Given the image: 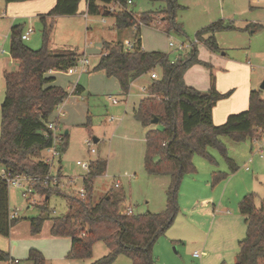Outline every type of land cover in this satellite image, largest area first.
Returning a JSON list of instances; mask_svg holds the SVG:
<instances>
[{"label": "rangeland", "instance_id": "1", "mask_svg": "<svg viewBox=\"0 0 264 264\" xmlns=\"http://www.w3.org/2000/svg\"><path fill=\"white\" fill-rule=\"evenodd\" d=\"M131 1L126 9L136 16L156 11L162 6L158 1ZM40 2L38 10H34L29 3H5L0 0V107L5 94L4 75L17 70V63L8 53L10 27L18 25L22 32L32 28L29 39L23 43L30 49H39L43 29L39 13H46L52 8L51 0ZM177 2L182 6L176 12L179 30L165 32L155 24L141 26L143 49L163 52L171 61L188 57L194 49L196 61L185 74L186 84L206 92L212 81L217 90L218 86L225 87L223 93L232 90L222 102H231L236 109L243 108L239 111L246 110L249 91L259 90L264 80V0ZM109 7L115 12L120 10L116 5ZM85 12L86 6L81 0L76 15L57 16L52 21H46L50 26L47 44L50 51L70 50L88 61L84 67L78 64L71 74H66V71L54 74V84L69 94L59 106L64 115L57 120L61 131H68L67 147L60 158L61 171L66 176L78 177L84 171L76 166V161L102 159L105 161V171L92 180L93 201L113 191L120 195L121 206L131 208V213H160L166 207L170 178L145 170L144 135L148 129L161 131L162 126L143 127L133 114L139 101L146 96L144 88L150 82V73L134 80L124 93L114 77H107L102 70L95 68L104 53L103 42H133L134 28L118 30L112 17L98 14H86L84 17ZM215 22H219L222 28L213 33H203L202 39L196 37L197 32ZM254 24L259 27L253 28ZM210 36L215 42L214 50L204 44V40ZM181 44L188 49L179 51L177 47ZM153 72L158 75L156 69ZM76 85L82 88L80 93H73ZM260 93L263 96L264 90H260ZM108 98H115L117 103L112 104ZM56 113L53 112V119ZM93 138L98 141L94 143ZM88 140L95 153L88 151L85 144ZM220 140L237 169L231 171L214 149L208 150L214 163L198 155L193 156L195 172L185 174L181 179L177 190L176 217L154 243L152 264H218L222 260L217 263L213 256L221 246L217 232L222 218H229L223 224L227 235L220 236L222 239L228 237L225 239L226 255L223 261L227 264L234 262L238 244L236 238H230L231 234L235 233L239 238L245 235L238 203L243 196L251 194L254 204L259 207L264 198V133L260 142L262 157L249 138L240 142L228 137H221ZM215 171L223 175L213 180L211 176ZM116 181L118 187L115 188ZM81 188L83 182L78 179L70 188H61V191L73 193ZM8 193L9 209L19 211L16 220L9 224L8 234L0 235V250L8 253L10 259L17 260L18 264H32L30 249L41 253L45 264H92L107 254L104 242L96 241L90 258L67 257L69 238L51 234L52 218L65 216L69 212L65 197L50 195L44 209L41 202L29 204L19 190L8 188ZM226 211L230 214L227 215ZM233 213L238 215L240 221L233 222ZM30 219L41 220L37 231L31 229ZM194 252L198 253V258L193 257ZM110 264H130V261L126 256L118 255Z\"/></svg>", "mask_w": 264, "mask_h": 264}, {"label": "trees", "instance_id": "2", "mask_svg": "<svg viewBox=\"0 0 264 264\" xmlns=\"http://www.w3.org/2000/svg\"><path fill=\"white\" fill-rule=\"evenodd\" d=\"M5 3L31 0H4ZM81 0H56L48 12L40 14L43 23L42 46L30 49L24 45L18 25L10 27L8 53L17 63V70L6 72L5 94L0 107V166L13 175L38 178L31 183L33 189L43 196L42 207L50 195L58 194L68 201L69 212L62 217H54L51 234L67 237L70 240L67 257L86 259L91 257L92 246L103 241L107 254L92 264H110L118 255L126 256L130 264H152L151 250L160 235L174 221L177 206V190L185 174L195 172L193 156L198 155L205 161L214 163L208 152L216 150L231 171L237 166L228 157L221 137L234 142L245 138L261 137L257 128L264 127V99L259 90L248 93L247 109L229 114L223 123L215 124L212 110L216 103L227 98L232 90L221 93L213 82L208 91L202 92L185 83L184 76L196 61L194 49L188 57L171 61L167 54L160 51H145L141 47L140 27L155 24L165 32L179 30L176 12L182 8L177 0H151L162 3L156 11L133 14L127 11V0H84L87 15L112 17L116 29L134 28L135 39L131 50H126L122 42H103L101 55L96 69L102 70L107 77H114L122 92L126 93L130 84L140 76L157 70V78H151L145 87L146 96L142 98L133 114L143 127L162 126L161 131H145L144 168L150 174H164L170 178L167 190L166 207L160 213H119L121 197L113 191L93 201L92 180L105 171V161L90 160L89 169L83 180L85 193L61 191L50 183H42L41 178L48 172V166L40 160L43 150L51 145V137L46 136L47 122L53 119L55 108L62 104L68 93L54 84L51 71L64 72L77 65L80 57L70 50L50 51L47 48L50 26L46 21L57 16H74L78 13ZM117 5L115 12L109 6ZM222 28L219 22L211 23L196 33L198 39L205 32ZM202 39V38H201ZM211 50L215 49L212 36L204 40ZM76 86L75 92L80 93ZM68 133H62L61 153L66 150ZM61 167H59V170ZM223 175L212 172L211 179ZM68 189V188H67ZM37 205V203L35 204ZM239 214L245 223V235L238 241V252L232 264H258L264 258V198L259 207L254 204L253 196L247 194L238 203ZM8 189L0 181V235L8 234ZM40 219H30L31 229L37 231ZM32 264H45L38 251L30 249ZM8 253L0 250V264H7ZM224 264V263H221Z\"/></svg>", "mask_w": 264, "mask_h": 264}, {"label": "built area", "instance_id": "3", "mask_svg": "<svg viewBox=\"0 0 264 264\" xmlns=\"http://www.w3.org/2000/svg\"><path fill=\"white\" fill-rule=\"evenodd\" d=\"M128 4H131V0H127ZM86 16V13H85ZM32 28H27L24 32L21 33V40L22 41H27L29 39L30 34L32 33ZM196 41V40H195ZM123 47L126 50H131L134 46V42L130 41H123L122 42ZM172 46L173 44L170 43ZM179 51H184L185 49H188V47L184 46L183 44L179 45L177 47ZM88 61L87 59L79 58L77 61V65L80 64L81 67H84L87 65ZM71 67L69 68L66 72L67 73H73L75 71V68L77 67ZM151 78H157V75L155 72L150 73ZM145 90V88H144ZM75 91V88L73 89ZM108 100L112 104H116L117 100L115 98H108ZM60 104L55 108L54 111H57L56 113V118L52 119L51 121L47 122V130L50 132L45 133L46 136L51 137V145L47 148H45L42 152L44 154L41 156L40 160L48 166V172L41 178L42 183H50L52 185H56L59 188H70L72 184H75L78 179H80L82 182L85 178V175L89 169L90 161L84 160V161H76V166L80 167L84 172L78 177H69L65 176L62 174L61 170H59V160L61 157V143H62V131L61 129L57 126V120L59 116H62L63 113L59 109ZM258 133H264V127L262 128H257ZM262 140L261 137H252L250 139V142L252 145H256V152L260 157L263 156V149H262V144L260 143ZM88 151L90 153H95V149L91 147L92 143L90 140L85 142ZM38 178L35 177H28L24 175H13L9 170L2 168L0 169V181H3L6 184L7 189L12 188L19 190L21 193V196L28 201L29 204L35 205L37 201L42 200L43 196H41L39 193H37L33 187L31 186V183L37 180ZM114 187H118V181L114 183ZM76 193L80 196H83L85 193L84 187L77 190ZM18 211L19 209H13L8 211V220L15 219L18 216ZM119 213H131V208L123 207L119 210ZM193 256L198 257V253L194 252ZM9 264H16V261H9Z\"/></svg>", "mask_w": 264, "mask_h": 264}, {"label": "crops", "instance_id": "4", "mask_svg": "<svg viewBox=\"0 0 264 264\" xmlns=\"http://www.w3.org/2000/svg\"><path fill=\"white\" fill-rule=\"evenodd\" d=\"M41 0H31V1H25V3H29L28 5H30V7L31 8H34V10H38V7H39V5H41L40 2ZM55 1L56 0H51V2H50V6L52 5H54V3H55ZM10 5H12V4H10ZM117 6V5H116ZM9 7V6H8ZM119 7V6H118ZM120 8V7H119ZM110 10H112V8H110ZM39 14H41V13H39ZM42 14H44V13H42ZM84 17H86L85 16V13H84ZM259 27V25H257V24H254L253 25V28H258ZM134 41V40H133ZM141 47H142V43H141ZM142 49H143V47H142ZM144 50V49H143ZM58 71H51L50 72V75H52L53 77H54V74L55 73H57ZM66 74H69V73H67V72H65ZM71 74V73H70ZM186 74V73H185ZM55 78V77H54ZM136 80V79H135ZM184 80H185V76H184ZM54 83H55V80H54ZM186 83V82H185ZM77 86V85H76ZM218 91L219 92H221V93H223L224 92V90H225V87H220V86H218ZM82 90V88L80 89V91ZM75 91H73V93H74ZM261 97L264 99V95L262 96L261 95ZM67 99V98H66ZM222 101H224L223 99L222 100H220V101H218L217 103H216V105L213 107V110H212V118H213V122L215 123V124H221V123H223L224 122V120L226 119V117L229 115V114H231V113H237V112H240L239 110H241V109H243V108H241V109H236V107H234L233 105L234 104H232L231 102H222ZM223 103V104H222ZM62 113H63V111H62ZM63 115H64V113H63ZM62 115V116H63ZM65 131H67V130H65ZM64 131V132H65ZM67 133H68V131H67ZM97 141H98V139H97ZM96 141V142H97ZM41 156H42V154H41ZM41 156H40V158H41ZM61 158V157H60ZM61 160V159H60ZM60 160H59V166H60ZM61 167V166H60ZM61 170V169H60ZM62 172V171H61ZM63 174V173H62ZM63 175H65V174H63ZM66 176V175H65ZM8 204H9V193H8ZM10 210V209H9ZM233 210H235V207H233ZM234 212V211H233ZM226 214L228 215V214H230L229 213V211H226ZM238 215H236L235 213H233V216H232V218H234L235 219V221H233L234 223H236L237 221H240V219H238V217H237ZM240 217L242 218V220H243V217L240 215ZM229 218H222V219H220L219 221H220V230H218V232H217V236H218V238H217V240H218V242L219 241H221L220 242V249H218L217 251H215V253H214V256H213V259L215 260V262H219L220 260H222V261H220L218 264H221V263H224V264H227V263H225L223 260H224V256L226 255V241H225V239L226 238H228V237H226L225 239H222L220 236H222L223 234H225V235H227L226 234V229L223 227V224L225 223V222H228L229 220H228ZM242 223H243V226H244V229H245V223H244V221H242ZM192 225V224H191ZM194 225H192V227H193ZM244 236V235H243ZM220 237V238H219ZM236 238V240H237V244H238V241L239 240H241V238H243V237H241V238H239L240 236H238V235H236L235 233H232L231 234V237L230 238ZM239 238V239H238ZM221 239V240H220ZM69 246H70V240H69ZM235 254V253H234ZM237 254V253H236ZM236 254L234 255V256H236ZM193 257H195V256H193ZM199 257V256H198ZM197 257V258H198ZM196 258V257H195ZM14 260V259H13ZM16 261V264H18V261L17 260H15ZM234 261H235V257H234ZM202 263V262H201ZM258 264H264V258L262 259V260H260L259 261V263Z\"/></svg>", "mask_w": 264, "mask_h": 264}, {"label": "water", "instance_id": "5", "mask_svg": "<svg viewBox=\"0 0 264 264\" xmlns=\"http://www.w3.org/2000/svg\"><path fill=\"white\" fill-rule=\"evenodd\" d=\"M259 89H260V90H264V80H263L262 83L260 84ZM151 123H152V124H156V123H157V119H156V118H153V119L151 120ZM65 133H67V131H65ZM96 141H97V139H96V138H93V142L95 143Z\"/></svg>", "mask_w": 264, "mask_h": 264}]
</instances>
